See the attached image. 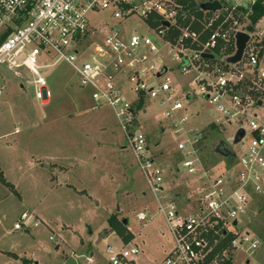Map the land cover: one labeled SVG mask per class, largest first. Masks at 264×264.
<instances>
[{
	"label": "built area",
	"instance_id": "1",
	"mask_svg": "<svg viewBox=\"0 0 264 264\" xmlns=\"http://www.w3.org/2000/svg\"><path fill=\"white\" fill-rule=\"evenodd\" d=\"M216 1L221 5L219 11L202 12V25L209 32L201 41L200 34L188 28L180 29L177 38L169 39L168 30L176 26L179 13L174 0H0V66L15 73L28 71L35 99L43 104L50 98L43 71L64 64L76 76L78 86L88 91L92 109L107 108L112 112L125 148L130 150L150 192L158 195L156 215L163 217L164 232L172 240V247L160 264H235L234 259L240 255L243 264H252L249 257L261 246L260 240L243 230L242 218L247 215L253 197L264 196V99L253 98V92L243 91L241 86L264 83V67L258 54L249 53L252 51L249 34L250 40L238 64H226L228 56L221 59L219 68L210 65L219 62L215 59L219 46L225 45L224 51L232 46L235 51L234 37L241 32L235 29L240 18L236 17L238 10H244L248 20L251 8L258 2L264 4V0ZM225 10L231 18L230 27L211 31L210 27ZM100 13L108 14L113 24L101 29L92 26L89 15ZM153 15L160 21L158 27L147 23ZM208 15L212 17L209 19ZM133 19L141 23L146 34L124 29ZM228 21L224 19V23ZM164 22L170 26L163 27ZM192 44L200 48L193 50ZM160 49L165 50L170 62L177 64L182 75L195 71L196 63L216 68L213 81L197 86L196 81L201 80L197 77L191 85L214 107L216 115L212 117L218 115L221 119L222 123H213L215 127L235 126L229 141L239 130L244 132L237 144L242 147V154L233 151L235 158L227 162L224 170L203 167L193 148L203 140L199 131L191 133L187 143L177 146L184 152L181 176L189 179L186 186L191 194L190 203H183L180 194H163L165 172H170L171 166L160 168L143 126L151 101L162 108L154 116L158 122L170 120L185 110L174 97L170 80L164 76L168 66L162 58L158 60ZM202 54H211L214 59H203ZM245 54L248 57L243 63ZM43 59L52 63L44 64ZM243 66L249 76L242 72ZM186 120L184 116L174 124L180 128ZM152 219L147 211L136 214L140 223ZM39 225L35 213L23 211L13 231L29 233ZM105 254L109 257L108 264H134L140 251L131 243L119 249L106 244ZM70 258L73 262L68 264H94L92 256L80 261L83 256L71 253Z\"/></svg>",
	"mask_w": 264,
	"mask_h": 264
},
{
	"label": "rangeland",
	"instance_id": "2",
	"mask_svg": "<svg viewBox=\"0 0 264 264\" xmlns=\"http://www.w3.org/2000/svg\"><path fill=\"white\" fill-rule=\"evenodd\" d=\"M194 1L199 4L210 0ZM236 17L240 18L235 29L252 34V51L249 53L258 54L261 67H264V17L252 32L245 30L244 25L248 26L250 22L245 20L244 10H238ZM225 18L229 19L227 23H224ZM88 19L98 29L113 24L106 13L89 15ZM230 23L231 18L225 10L210 30L229 28ZM124 29H136L146 34L135 19L126 23ZM224 46L216 49L223 54L215 51V59L219 62L210 66L219 68L221 56L228 48H233V55L234 47L224 51ZM247 57L245 54L243 63ZM160 58L168 66L164 76L170 80L174 97L182 102L185 110L177 112L170 120L158 122L154 116L162 108L151 101L143 126L148 131L147 143L160 168L171 166L170 172H165L168 193L180 194L183 203H190L191 194L186 186L189 179L186 181L182 177L184 152L177 146L187 143L190 134L199 131L203 140L193 148L203 167L224 170L228 161L214 155L213 149L219 141L231 144L229 138L233 136L235 126L215 127L213 123L220 124L221 119L218 115L212 117V114L216 115L214 107L191 85L197 77L201 79L196 81L197 86L213 81L216 68H204L196 63L195 71L182 75L164 49H160L158 60ZM43 60L44 64L52 63ZM242 72L249 76L245 66ZM43 74L50 98L40 104L35 99L28 71L15 73L0 66V161L7 182L11 184L10 189L0 184V252L11 250L16 240L23 239L20 244L28 247L34 258L29 257L33 261L28 264H68L73 262L71 253L83 256L80 261L92 256L94 264H108L106 244L119 249L131 243L141 252L134 264H159L165 251L171 249L172 240L166 232H158V227H165L163 217L156 215L158 195L150 192L130 150L124 149L126 145L112 112L107 108L92 111L88 91L78 86L76 76L68 66L58 64L45 69ZM241 88L253 92V98L264 99V83L251 87L244 83ZM184 116L186 122L180 128L176 127L174 123L178 124ZM15 128H18V134L14 132ZM178 129L181 130L176 135ZM231 148L242 154L240 145ZM179 171L181 174H176ZM61 180H66V184H61ZM23 211L35 213L39 227L29 233L10 232ZM142 211L156 217L140 223L136 214ZM110 217L115 218L117 227H123L130 235L128 243L112 234L107 222ZM124 219L128 221L127 226L122 225ZM242 228L261 241V246L249 257L251 263L264 264V196L253 197L247 215L242 218ZM23 235L27 238L21 237ZM106 237V244L96 245L99 238L105 240ZM242 259L240 255L234 263L243 264ZM12 263L0 253V264Z\"/></svg>",
	"mask_w": 264,
	"mask_h": 264
},
{
	"label": "trees",
	"instance_id": "3",
	"mask_svg": "<svg viewBox=\"0 0 264 264\" xmlns=\"http://www.w3.org/2000/svg\"><path fill=\"white\" fill-rule=\"evenodd\" d=\"M174 2L179 10V13L175 23L176 26L174 28H169L168 30L169 39L172 40L174 38H177L178 35L180 34V29L188 28L191 32L200 34L201 41H204L205 38L208 36L209 31L204 30V27L202 25L204 14L197 9V4L195 3V1L174 0ZM263 17H264V4L258 2L251 8L250 14L247 17L250 22V25L246 26L245 30L252 32L254 30L256 23ZM147 23L151 27H158L160 25V21L156 15L150 16L148 18ZM246 34L252 35L251 33L248 32ZM199 48L200 46L196 44L191 45V49L193 50H198ZM232 51L233 48L232 49L228 48L227 52L221 56V59L230 56L232 54ZM0 183L8 187L9 189L11 187L8 183H6L3 180L1 174H0ZM11 191L14 192V189H12ZM107 222L111 230L115 232V234L118 237H121L125 243H128L131 240L130 235L126 232V230L123 227H117L114 217H110ZM224 264H229V263L225 262Z\"/></svg>",
	"mask_w": 264,
	"mask_h": 264
},
{
	"label": "water",
	"instance_id": "4",
	"mask_svg": "<svg viewBox=\"0 0 264 264\" xmlns=\"http://www.w3.org/2000/svg\"><path fill=\"white\" fill-rule=\"evenodd\" d=\"M197 9L200 10L203 13H215L221 9V5L219 4L218 1H208L204 3H199L197 5ZM162 26L165 28H168L170 25L167 22L162 23ZM235 51L234 54L231 55L230 57L225 59V63L228 65H236L238 64L243 57L244 51L246 49L247 43L250 40L249 35L243 32H237L235 37ZM201 57L206 60H213L214 57L211 54H202ZM244 132L243 130H239L235 136L233 137V140L231 142V146L237 145L243 138ZM228 145L224 141H219L217 145H215L213 149V154L220 157L221 159H225L228 162H232L235 158V155L233 153V150L231 146ZM229 175V173H228ZM122 224L124 226H127L128 221L124 219L122 221ZM106 244V242H105Z\"/></svg>",
	"mask_w": 264,
	"mask_h": 264
},
{
	"label": "crops",
	"instance_id": "5",
	"mask_svg": "<svg viewBox=\"0 0 264 264\" xmlns=\"http://www.w3.org/2000/svg\"><path fill=\"white\" fill-rule=\"evenodd\" d=\"M90 102H91V100H90ZM91 109H92V102H91ZM98 110H100V109H98ZM98 110H93L92 109V111H98ZM109 110V109H108ZM15 133H17L18 134V128H15V131H14ZM124 149H125V147H124ZM33 162H31L30 161V164H32ZM0 174L2 175V178H3V180L6 182V183H8L9 185H11L9 182H7V179H6V177H5V173H4V170H3V166H2V163H1V161H0ZM61 184H63V185H65L66 184V180H61V182H60ZM1 184V183H0ZM167 183L164 185V192H163V194L164 195H167V196H169V195H171L170 193H168V191H167ZM156 216L154 215L153 216V219L152 220H154V218H155ZM15 223V222H14ZM14 225V224H13ZM128 225V224H127ZM164 226H165V224H164ZM165 228V227H164ZM164 228L163 227H158V232L160 233V234H164L165 232H164ZM13 232V227H12V230H10V232ZM15 232H17V231H15ZM112 234L113 235H115V236H117L116 234H115V232H113L112 231ZM21 237H26L27 238V236L26 235H23V236H21ZM118 237V236H117ZM119 239V238H118ZM22 241H23V239L21 240V241H19V240H16L15 241V243L14 244H12V249L11 250H9V251H7V250H5V251H1L0 253H2L3 255H5L6 257H7V259H9V260H11L13 263L12 264H28L29 262H32L33 260L32 259H34L31 255H30V252H29V248L28 247H26L25 245L23 246L22 244H20V243H22ZM101 242H103L104 244H105V242L107 243V237L105 238V240H101L100 238L96 241V245L98 244V243H101ZM121 242V241H120ZM55 250H57L56 249V247H55ZM170 250H167V251H165V256H166V254L169 252ZM140 254H141V252H140ZM140 256V255H139ZM138 256V257H139ZM29 257H32V259H29ZM160 264V263H159Z\"/></svg>",
	"mask_w": 264,
	"mask_h": 264
}]
</instances>
